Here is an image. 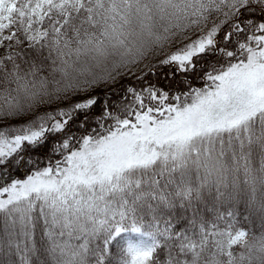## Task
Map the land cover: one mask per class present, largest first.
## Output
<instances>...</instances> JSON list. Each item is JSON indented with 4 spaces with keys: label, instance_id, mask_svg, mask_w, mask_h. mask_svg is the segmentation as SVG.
<instances>
[{
    "label": "snow or ice",
    "instance_id": "1",
    "mask_svg": "<svg viewBox=\"0 0 264 264\" xmlns=\"http://www.w3.org/2000/svg\"><path fill=\"white\" fill-rule=\"evenodd\" d=\"M0 98V264L264 255V0H0Z\"/></svg>",
    "mask_w": 264,
    "mask_h": 264
},
{
    "label": "trees",
    "instance_id": "2",
    "mask_svg": "<svg viewBox=\"0 0 264 264\" xmlns=\"http://www.w3.org/2000/svg\"><path fill=\"white\" fill-rule=\"evenodd\" d=\"M213 19H215V17ZM209 26H211V22L209 23ZM188 35H190V37L194 39L197 33L195 32L188 33ZM178 46H179L178 44L174 43L170 47H165L164 49L158 50L159 52L158 55L157 54L150 55L142 63L133 66L131 70H129L126 74L121 75L115 82L111 84H102L101 86L95 88L94 90L89 91L86 95L87 96L98 95L103 97L104 93H109L110 94L109 104L111 105L113 102L119 103L121 101L126 86L143 87L146 81L147 83L157 84L167 89L168 80L165 74L170 71L168 67H163L162 69H159L155 74H149L148 76L144 77L143 81L138 80L137 77L141 76L144 72H146L148 67H151L152 65H158L159 62L163 60L167 54H169L172 51H175V49ZM209 59H215V57H210ZM195 75H196L195 73L192 74L191 77L192 84L195 86H202L201 83L195 79ZM178 78L179 77H177V79ZM83 99H85L84 95H78L73 98V101H79ZM59 106H63V105H53L52 108H56ZM44 110H45L44 108H41L39 112L35 114H28L25 115L23 118L0 122V128L5 126H18L20 124L26 123L31 119H34L35 115L42 113ZM100 111L101 108L98 104L96 108L93 110V114H99ZM54 139H58V138H54ZM50 143L51 141L49 142V144H46L43 149L39 150L41 155H45L47 153Z\"/></svg>",
    "mask_w": 264,
    "mask_h": 264
},
{
    "label": "clouds",
    "instance_id": "3",
    "mask_svg": "<svg viewBox=\"0 0 264 264\" xmlns=\"http://www.w3.org/2000/svg\"><path fill=\"white\" fill-rule=\"evenodd\" d=\"M6 89H12V95L16 96V92L14 91V89L16 88L15 83H11V84H5L4 86ZM0 104L3 105H7V99L6 98H0ZM252 264H264V255H261L259 253H253V259H252Z\"/></svg>",
    "mask_w": 264,
    "mask_h": 264
}]
</instances>
